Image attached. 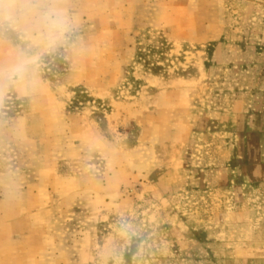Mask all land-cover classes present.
<instances>
[{"label":"rangeland","instance_id":"1","mask_svg":"<svg viewBox=\"0 0 264 264\" xmlns=\"http://www.w3.org/2000/svg\"><path fill=\"white\" fill-rule=\"evenodd\" d=\"M0 264H264V0H0Z\"/></svg>","mask_w":264,"mask_h":264}]
</instances>
